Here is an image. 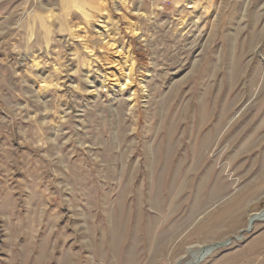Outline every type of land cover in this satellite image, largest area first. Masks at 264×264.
I'll list each match as a JSON object with an SVG mask.
<instances>
[{
    "label": "rangeland",
    "instance_id": "374dc122",
    "mask_svg": "<svg viewBox=\"0 0 264 264\" xmlns=\"http://www.w3.org/2000/svg\"><path fill=\"white\" fill-rule=\"evenodd\" d=\"M263 209L264 0H0V264H264Z\"/></svg>",
    "mask_w": 264,
    "mask_h": 264
},
{
    "label": "bare ground",
    "instance_id": "6f19581e",
    "mask_svg": "<svg viewBox=\"0 0 264 264\" xmlns=\"http://www.w3.org/2000/svg\"><path fill=\"white\" fill-rule=\"evenodd\" d=\"M263 219H264V209L262 211H260L259 213L252 215L250 217V220H253V221L254 220H263ZM210 247H207L206 249H203L202 251L194 254L193 259H191V261H189L187 264H196L197 262H199L202 257H204L206 254L210 253V249H209Z\"/></svg>",
    "mask_w": 264,
    "mask_h": 264
},
{
    "label": "water",
    "instance_id": "95a60500",
    "mask_svg": "<svg viewBox=\"0 0 264 264\" xmlns=\"http://www.w3.org/2000/svg\"><path fill=\"white\" fill-rule=\"evenodd\" d=\"M252 222H253V220H249V224H248V226H247V230H249V229L251 228ZM219 245H220V244H219ZM216 246H217V245H215V246H211V247L209 248L210 251H211L212 249H214Z\"/></svg>",
    "mask_w": 264,
    "mask_h": 264
}]
</instances>
